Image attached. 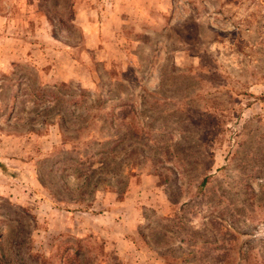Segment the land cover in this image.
I'll use <instances>...</instances> for the list:
<instances>
[{
	"label": "rangeland",
	"instance_id": "rangeland-1",
	"mask_svg": "<svg viewBox=\"0 0 264 264\" xmlns=\"http://www.w3.org/2000/svg\"><path fill=\"white\" fill-rule=\"evenodd\" d=\"M34 254L264 264V0H0V264Z\"/></svg>",
	"mask_w": 264,
	"mask_h": 264
},
{
	"label": "trees",
	"instance_id": "trees-1",
	"mask_svg": "<svg viewBox=\"0 0 264 264\" xmlns=\"http://www.w3.org/2000/svg\"><path fill=\"white\" fill-rule=\"evenodd\" d=\"M60 91L63 93V95L64 94H66V95H68L69 94V92H67V90H62V89H60ZM47 93H49L50 94V96L51 97H46V94ZM85 93H84V91H82V90H79V91H76V93H75V95L74 96H83ZM36 95L41 99H44V100H47L48 101V103L50 104V103H55L54 105H58V104H60V103H68V100H64L63 98L64 97H61V96H59L58 94H55V91L54 90H52V91H50V90H48V91H46V90H40V89H38V91H36ZM46 97V98H45ZM74 103H77V101H73ZM110 114H112V117H114V115L113 114H116L115 112H112V113H110ZM109 114V117H110V121H111V115ZM122 113H121V111L119 112V114L118 115H116V117L115 118H119V120L122 122V123H124V124H126V131H124L123 133H122V135H121V137L117 140H115V144H117L118 142H120V140H122L123 138H125L126 136H127V134L128 135H139V134H141L142 132H141V129H138L137 128V124H135V122L132 120V119H126L125 117H124V115H121ZM60 118L62 119V120H64V122H65V120L68 118L67 117V115H60ZM69 118H71V117H69ZM68 118V119H69ZM105 120H106V118H105ZM94 124V120L92 119L91 121H90V125H81V126H79V127H77L76 129H75V131H78V133H77V138H79L80 136H81V132L82 131H85L86 129H89L92 125ZM104 125H106V123H104ZM90 126V127H89ZM89 127V128H88ZM142 130H144V129H142ZM111 139V138H110ZM109 142V138L108 139H106V140H104V141H102V143L103 144H107ZM88 143V142H87ZM86 143V144H87ZM105 149V148H104ZM92 156V155H91ZM104 158V157H103ZM102 157H100L99 159H97V160H95L94 159V161L93 162H99V163H101L102 165L104 164L103 163V161H102V159H103ZM159 161V160H158ZM85 161H82V162H80V164H82V163H84ZM92 161H90V163H91ZM72 165H74V166H76L77 164L75 163V162H73V163H71V165L70 166H72ZM180 168V167H179ZM102 169H105V167H102ZM80 175V174H79ZM209 174H207V175H205L203 178H202V180L200 181V183L198 184V186H199V188H198V191H201V187L204 185V184H206V182L208 181V178H209ZM101 180H103V178H100ZM79 250H80V246H79V248L78 249H76L75 250V252L73 253V254H70V253H68V252H66L64 255H62V257H64L66 260H71L72 258H77V256H78V252H79ZM102 253H103V251H101ZM33 259H36V261H38L39 262V264H51V262H52V259L51 258H49V257H44V256H42V255H38V254H34L33 255ZM84 262L83 263H89V261H88V257H84ZM79 262L80 261H78V264H79ZM53 263V262H52Z\"/></svg>",
	"mask_w": 264,
	"mask_h": 264
}]
</instances>
